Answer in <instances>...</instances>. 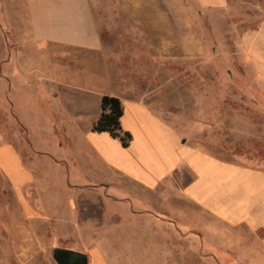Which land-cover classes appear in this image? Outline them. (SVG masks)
I'll return each mask as SVG.
<instances>
[{
  "label": "crops",
  "instance_id": "0c3cea01",
  "mask_svg": "<svg viewBox=\"0 0 264 264\" xmlns=\"http://www.w3.org/2000/svg\"><path fill=\"white\" fill-rule=\"evenodd\" d=\"M24 2L30 44L24 45L21 66L5 74L6 91L1 78V102L13 111L40 163L29 167L0 128V176L21 199L26 215L36 217L26 196L40 190L39 177L47 180L54 196L80 191L102 199L106 192L129 204L138 198L136 189L159 194L174 185L180 197L215 220L254 236L260 246L256 264H264V167L233 154L216 136L229 132L232 116L247 118L245 94L233 95L230 87L210 99L208 111L201 113L194 89L199 82L192 77V135L164 119L185 116V68L194 74L215 64L219 50L210 41L209 27L214 13H229L231 0ZM259 22L225 56L228 75L244 68L254 75H229L222 81L246 90L253 86L249 99L264 116V19ZM104 96L122 102L121 127L131 135L129 147L93 129ZM233 100L243 109L234 110ZM205 115L207 136L198 119ZM182 176L189 177L187 183ZM117 186L128 193L115 191ZM128 239L127 244L140 240ZM41 243L32 238L24 244ZM91 260L108 264L98 248Z\"/></svg>",
  "mask_w": 264,
  "mask_h": 264
},
{
  "label": "rangeland",
  "instance_id": "374dc122",
  "mask_svg": "<svg viewBox=\"0 0 264 264\" xmlns=\"http://www.w3.org/2000/svg\"><path fill=\"white\" fill-rule=\"evenodd\" d=\"M213 18L209 38L219 50L216 62L210 67H201L194 74L185 68V116L164 119L192 135V77L196 78L195 83L199 82L194 89L198 88L201 113L208 111L210 99L217 98L230 87L233 95L244 93L247 118H226L231 122L229 132L216 136L221 143L230 145L233 154L253 166L264 167V116L256 112L255 102L249 99L253 86L248 85L246 90L245 85L223 84L222 81L229 75L233 78L254 75L250 68L238 72L229 70L228 75L225 56L235 50L244 31L257 27L264 19V0H231L229 13H214ZM27 44L30 39L24 0H0V128L3 136L17 146L25 163L35 168L39 159L31 154L24 132L11 115L13 111L5 101L1 102V78L4 77L6 91L5 74L15 73L17 66H21L22 50ZM212 78L216 80L211 81ZM240 105L232 101L234 110L243 109ZM198 119L202 124L200 130L207 136L208 116ZM182 178L184 183L189 180L188 176ZM36 185L40 190L28 191L26 196L36 216L30 217L21 199L0 176V264H57L53 258L55 249L80 251L92 264V253L97 248L103 251L108 264H256L258 260L256 252L260 246L254 236L244 228L232 229L215 220L180 197L174 185L159 194L136 189L138 198L132 204L106 192L102 199L80 191H75L71 197L54 196L47 180L40 177ZM116 189L128 193L125 187L117 186ZM50 217H54L52 225L48 223ZM129 224L141 227H122ZM131 237L142 239L143 243L139 240L127 244ZM32 238H39L42 243L24 244ZM39 249L41 253L35 256L25 255V252L38 253Z\"/></svg>",
  "mask_w": 264,
  "mask_h": 264
},
{
  "label": "trees",
  "instance_id": "16d2710c",
  "mask_svg": "<svg viewBox=\"0 0 264 264\" xmlns=\"http://www.w3.org/2000/svg\"><path fill=\"white\" fill-rule=\"evenodd\" d=\"M123 105L119 98L104 96L102 99V115L94 125V131L107 132L119 139L124 147H129L131 135L124 132L121 127Z\"/></svg>",
  "mask_w": 264,
  "mask_h": 264
},
{
  "label": "water",
  "instance_id": "95a60500",
  "mask_svg": "<svg viewBox=\"0 0 264 264\" xmlns=\"http://www.w3.org/2000/svg\"><path fill=\"white\" fill-rule=\"evenodd\" d=\"M53 258L57 264H89L88 257L79 252L55 249Z\"/></svg>",
  "mask_w": 264,
  "mask_h": 264
}]
</instances>
